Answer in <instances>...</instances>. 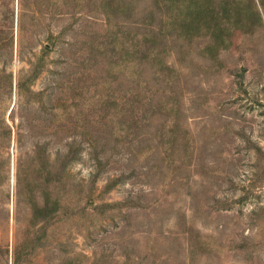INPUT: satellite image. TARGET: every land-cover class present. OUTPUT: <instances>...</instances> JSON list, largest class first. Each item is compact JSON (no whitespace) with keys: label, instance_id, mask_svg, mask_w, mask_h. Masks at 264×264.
<instances>
[{"label":"rangeland","instance_id":"1","mask_svg":"<svg viewBox=\"0 0 264 264\" xmlns=\"http://www.w3.org/2000/svg\"><path fill=\"white\" fill-rule=\"evenodd\" d=\"M75 5L0 0V264H264V0Z\"/></svg>","mask_w":264,"mask_h":264},{"label":"trees","instance_id":"2","mask_svg":"<svg viewBox=\"0 0 264 264\" xmlns=\"http://www.w3.org/2000/svg\"><path fill=\"white\" fill-rule=\"evenodd\" d=\"M76 1V7L74 8V10H77L78 9V6H80L79 5V0H75ZM173 3H174V0H173ZM169 8H171L172 7V5H169L168 6ZM172 9V8H171ZM162 16H163V14H162ZM168 19L169 20H171V19H173V15H172V13H169V15H168ZM173 22V20H171L169 23H172ZM160 27V26H159ZM169 30H171V32L170 33H172V32H175V30L176 29H174V28H172V29H169Z\"/></svg>","mask_w":264,"mask_h":264}]
</instances>
